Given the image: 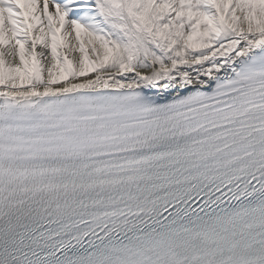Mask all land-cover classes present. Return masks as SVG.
<instances>
[{
  "label": "snow or ice",
  "instance_id": "obj_1",
  "mask_svg": "<svg viewBox=\"0 0 264 264\" xmlns=\"http://www.w3.org/2000/svg\"><path fill=\"white\" fill-rule=\"evenodd\" d=\"M0 264H264V0H0Z\"/></svg>",
  "mask_w": 264,
  "mask_h": 264
}]
</instances>
